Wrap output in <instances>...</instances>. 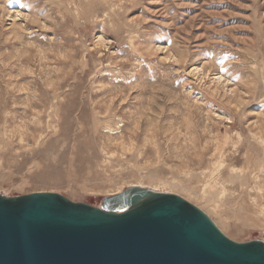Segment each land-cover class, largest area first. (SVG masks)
I'll return each mask as SVG.
<instances>
[{"label":"rangeland","instance_id":"374dc122","mask_svg":"<svg viewBox=\"0 0 264 264\" xmlns=\"http://www.w3.org/2000/svg\"><path fill=\"white\" fill-rule=\"evenodd\" d=\"M134 185L264 240V0H0V193Z\"/></svg>","mask_w":264,"mask_h":264},{"label":"water","instance_id":"95a60500","mask_svg":"<svg viewBox=\"0 0 264 264\" xmlns=\"http://www.w3.org/2000/svg\"><path fill=\"white\" fill-rule=\"evenodd\" d=\"M0 264H264L176 194L131 186L101 206L62 194L0 193Z\"/></svg>","mask_w":264,"mask_h":264},{"label":"bare ground","instance_id":"6f19581e","mask_svg":"<svg viewBox=\"0 0 264 264\" xmlns=\"http://www.w3.org/2000/svg\"><path fill=\"white\" fill-rule=\"evenodd\" d=\"M133 37V36H132ZM195 176V175H194ZM219 178V177H218ZM218 189V188H217ZM176 191V190H175ZM201 206V205H200ZM207 215H209V214H207ZM215 222V221H214ZM217 225V224H216ZM232 232V231H231Z\"/></svg>","mask_w":264,"mask_h":264}]
</instances>
